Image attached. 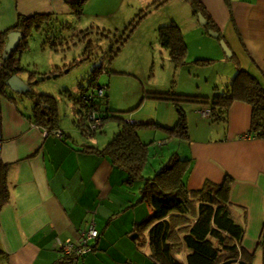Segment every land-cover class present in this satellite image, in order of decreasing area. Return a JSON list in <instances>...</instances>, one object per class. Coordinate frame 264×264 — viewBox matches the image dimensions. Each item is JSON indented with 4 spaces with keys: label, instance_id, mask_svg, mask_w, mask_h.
I'll return each mask as SVG.
<instances>
[{
    "label": "crops",
    "instance_id": "0c3cea01",
    "mask_svg": "<svg viewBox=\"0 0 264 264\" xmlns=\"http://www.w3.org/2000/svg\"><path fill=\"white\" fill-rule=\"evenodd\" d=\"M154 1L86 0L80 12L75 13L72 7L77 0H0V34L12 30L18 16L36 14L63 23L83 20L89 14L88 19L94 18L95 27L105 29L109 24L104 23L106 18L117 16L118 22L125 21L136 6L142 8ZM198 1L208 18H204V24L198 22L187 0H166L162 6L169 12L162 13V21L157 20L153 26L174 22L188 50V34L197 35L191 40L197 50L208 46L214 53L221 49L219 38H222L231 51L228 57L255 75L264 86V0ZM170 6L175 10H170ZM207 22L219 38L203 36L200 25L208 31ZM217 56L218 60L226 57L224 52ZM24 71L18 72L23 79ZM30 74L33 78L41 75ZM131 74L136 83L146 82L141 72ZM101 77L104 78L97 76L98 83ZM104 84L108 86L109 82ZM203 85L206 91L195 93L203 94L198 97L209 99L218 89L208 81ZM5 89L0 82V166L7 190V197L0 204V251L3 253L0 264H61L63 255L58 250V240L77 239L91 221L99 235L90 241L93 251L78 264H153L147 230L143 243L131 237L151 211L145 200H139L142 180L126 181L124 171L114 166L107 155L89 150L88 147L104 148L110 139L105 131L104 141L91 136L92 132H84L83 115L75 116L81 112L80 97L73 99L78 106L70 107V125L61 121L57 100L52 95L56 103L52 120L48 117L37 122L28 94L23 97L13 94L14 98H9L11 94L6 90V96ZM137 90L140 99L122 109L123 112L155 99L149 97L150 93H162V89L146 86L141 89L140 85ZM30 92L43 94L33 88ZM109 92L110 88L105 91L99 113L102 125L93 134L102 132L106 119H113L116 124L112 132L119 130L122 124L136 126L146 122L145 118L134 117L135 112L124 118L114 116L112 112L116 110L112 109ZM208 108L201 102L192 106L187 114L189 139L182 141L187 151L183 158L190 160L186 186L196 190L205 180L220 184L229 176L232 179L230 210L242 228L239 247L249 264H264V138L249 134L252 109L248 103L233 100L226 111L225 122H214L209 115H202ZM42 113L48 112L44 109ZM56 130L62 133L61 138L53 134ZM138 137L141 141L140 134ZM173 139L177 140L162 134L157 145L166 146ZM157 156H162V152ZM187 252L181 246L172 254L184 264Z\"/></svg>",
    "mask_w": 264,
    "mask_h": 264
},
{
    "label": "rangeland",
    "instance_id": "374dc122",
    "mask_svg": "<svg viewBox=\"0 0 264 264\" xmlns=\"http://www.w3.org/2000/svg\"><path fill=\"white\" fill-rule=\"evenodd\" d=\"M136 8L138 10L130 12L125 21L118 22L117 16L106 18L104 23L109 24L104 26L105 29L95 27L94 18L89 20L88 14L80 21L55 22L45 31L34 30L28 36L24 49L16 55L25 71L41 73L37 76H44L32 87L33 91L55 97L60 109L59 117L67 124L72 113L70 107L73 104L78 106L73 103V99L96 85L97 76H104L99 83L106 85L104 83L109 82L106 86L107 89L110 88L112 109L116 110L112 114L124 118L135 112L134 117L147 119L144 124L136 125L137 134L141 135V141L150 150L143 170V176L147 178L159 170L171 151L176 150L180 158L186 156L183 140L173 139L172 143L162 147H158L157 140L162 138V134L165 137L171 135L169 129L176 125L180 113L184 115L187 126L190 108L201 104V97L198 95L203 94L195 93L206 91L203 83L208 81L209 85L218 88L214 93L220 92L227 81L235 76L237 68L227 56L218 60L217 55L223 53L221 49L217 53L212 52L208 46L197 50L191 43L197 36L195 33L188 34L189 50L186 46L181 62L174 63L168 51L160 47L157 40V28L162 24L153 26V23L155 25L162 18V13H168L169 9L164 8L162 3L152 5V2ZM173 9L175 10L170 8ZM200 28L205 38L212 37L203 26L200 25ZM181 35L184 38L182 33ZM104 67L105 72L101 73L100 69ZM136 72H141L146 82L141 80L140 84L136 83L134 75L131 74ZM93 73L95 77L92 76ZM139 85L141 89L146 86L150 89H162V93L170 91L168 94L176 100L149 99L145 105L138 104L132 111L123 112L122 109L140 99L137 90ZM83 109L81 107V112L75 116L81 117ZM105 121L102 132L97 131L91 136L104 141V131L109 139L113 132L118 131H111L112 126H116L113 119ZM82 126L86 128V122ZM87 143H90L89 139ZM160 152L162 156H157Z\"/></svg>",
    "mask_w": 264,
    "mask_h": 264
},
{
    "label": "trees",
    "instance_id": "16d2710c",
    "mask_svg": "<svg viewBox=\"0 0 264 264\" xmlns=\"http://www.w3.org/2000/svg\"><path fill=\"white\" fill-rule=\"evenodd\" d=\"M85 1L77 0L75 2L72 7L75 13L80 12ZM165 1L156 0L152 2V5ZM187 1L194 15L200 13L205 19H208L198 0ZM53 23L55 21L44 14L29 17L18 16L12 29L22 33L21 39L10 57L5 60L2 58V51L7 32L0 34V82L2 87L9 75L24 70L20 66L16 54L24 49L31 32L40 29L45 31ZM206 26L209 30L214 29L211 24L209 25V22ZM157 40L160 47L168 51L170 59L179 64L186 48L180 28L174 22L159 26ZM232 57L234 56L232 55ZM236 68L237 73L220 92L218 91L209 99L201 97V102L209 106V116L214 122L226 121V111L233 100L248 103L252 109L249 134L264 138V86L255 75L239 66L238 62H236ZM94 75L95 73L92 74V76ZM33 79L30 74V80ZM168 93H150L149 97L176 100ZM27 94L33 101L34 119L37 122L48 117L52 120L55 112L53 97L48 94L32 92ZM78 102L84 108L82 117L85 120L88 109L80 98ZM99 104L102 107V102L99 101ZM44 109L48 113L43 114ZM85 131L94 133L89 130L88 125L84 128ZM169 133L171 138L183 141L189 139L182 113L179 114L176 125L169 129ZM88 148L107 155L114 166L124 171L126 181L142 180L139 200H145L151 211L140 223L137 239L143 243L145 240L144 231L147 230L149 257L153 264H183L172 254V251L181 246L188 250L184 264H223L233 260L249 264L245 252L239 247L242 228L230 210L229 187L232 179L229 176H225L220 184L205 180L201 188L190 190L186 186L190 160L189 158H180L178 153L173 151L153 176L144 177L143 170L148 161L150 150L147 144L140 141L136 126L131 124L120 125L119 130L113 134L104 148ZM2 170L1 167L0 204L7 197ZM2 254L0 251V255Z\"/></svg>",
    "mask_w": 264,
    "mask_h": 264
},
{
    "label": "built area",
    "instance_id": "2783aa9c",
    "mask_svg": "<svg viewBox=\"0 0 264 264\" xmlns=\"http://www.w3.org/2000/svg\"><path fill=\"white\" fill-rule=\"evenodd\" d=\"M101 70V73L105 72V67ZM106 85L99 84L98 82L93 87L87 88V91L80 95V100L87 107V114L85 115V121L89 130L95 131L102 125L103 119L99 116L100 104L99 101L105 98ZM202 115H209V109H205L201 112ZM47 132H44L46 134ZM53 134L61 138L62 133L59 130L53 132ZM159 144V142H158ZM99 233L94 223L91 221L88 223L86 229L81 231L79 237L75 240L66 239L64 241L58 240L57 247L62 253L63 259L61 264H78L88 253L93 251V245L91 240H95Z\"/></svg>",
    "mask_w": 264,
    "mask_h": 264
},
{
    "label": "water",
    "instance_id": "95a60500",
    "mask_svg": "<svg viewBox=\"0 0 264 264\" xmlns=\"http://www.w3.org/2000/svg\"><path fill=\"white\" fill-rule=\"evenodd\" d=\"M197 18L200 24H204L206 22V20L200 13L197 14ZM208 32L212 37L218 38V33L212 30H208ZM21 35L22 33L18 30L12 29L7 32L4 48L2 51V58L4 60L9 58L11 53L17 47V45L20 42ZM219 46L227 57L231 55L230 49L228 48L227 44L222 38H219ZM22 73L26 74L24 76V79L20 77L18 73H14V74L9 75L4 81V86L6 87L4 92L6 96H8V93L6 90L9 91V94H11V96L10 95L8 96L9 98H14L15 95H18L20 97L25 96L27 93L31 91L32 85H34L37 81L42 80L44 78V76H37L33 80H30V73H28L27 71H24ZM52 76H55V74H53ZM13 94L15 95L13 96ZM131 237L134 239L138 238V234L133 233ZM231 263L243 264L244 262L233 260V261H226L223 264H231Z\"/></svg>",
    "mask_w": 264,
    "mask_h": 264
}]
</instances>
